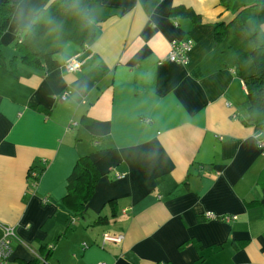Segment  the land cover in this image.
Returning <instances> with one entry per match:
<instances>
[{
    "label": "crops",
    "instance_id": "1",
    "mask_svg": "<svg viewBox=\"0 0 264 264\" xmlns=\"http://www.w3.org/2000/svg\"><path fill=\"white\" fill-rule=\"evenodd\" d=\"M256 28L264 0H19L0 36L10 264H264V155L244 83ZM175 39L191 41L184 63L167 58ZM81 156L98 179L75 216L64 198Z\"/></svg>",
    "mask_w": 264,
    "mask_h": 264
},
{
    "label": "trees",
    "instance_id": "2",
    "mask_svg": "<svg viewBox=\"0 0 264 264\" xmlns=\"http://www.w3.org/2000/svg\"><path fill=\"white\" fill-rule=\"evenodd\" d=\"M18 1L19 0H5L0 4V36L6 30ZM58 7V5H51L47 8H42L38 14L34 16V21L29 30L36 31V29H40ZM245 16L246 14L237 16L235 20L242 21L245 19ZM216 34H218V32ZM250 37L255 41V48L252 56L256 65V71L253 75L246 77L244 83L247 97L250 102L249 120L255 125L256 130H261L264 129V30L260 28L252 30L250 32ZM16 44L17 47L20 46L21 41L17 40ZM22 55V59L30 64L34 63V59H38L37 55L28 50H23ZM31 169L38 172V176L35 177V183H37L39 174H41L42 171L37 169V165L32 166L30 170ZM97 179L98 175L92 167L88 157H79L68 177V191L64 198L65 205L73 211V215H80L93 192ZM201 217L202 219H208L204 215ZM218 219L222 220L221 216H219ZM70 221L68 225H71ZM51 250V247L45 248V252L48 255Z\"/></svg>",
    "mask_w": 264,
    "mask_h": 264
},
{
    "label": "built area",
    "instance_id": "3",
    "mask_svg": "<svg viewBox=\"0 0 264 264\" xmlns=\"http://www.w3.org/2000/svg\"><path fill=\"white\" fill-rule=\"evenodd\" d=\"M191 48V41L189 39H175L170 42V51L168 53V60L178 63H184L186 61L187 52ZM82 62L78 60L75 56L68 58L64 62V68L68 72H76L81 68ZM68 97V90L63 91L56 98L60 101L66 100ZM254 138L256 141V145L260 150V153L264 155V131L257 130L254 134ZM118 176V174H116ZM36 176H38V172L36 170H30L28 173V177L30 178V182L32 185L35 184ZM35 178V179H34ZM206 218H214L215 216L210 212L204 214ZM222 220L229 221L231 216L223 215L221 216ZM71 224L74 222L71 219ZM17 239L15 231L13 227H6L4 230L3 237L0 238V264H10V258L12 255L11 248V239ZM122 239V235H110L106 232L102 234V242H113L119 243ZM52 248V246H51ZM96 264H105L104 262H97Z\"/></svg>",
    "mask_w": 264,
    "mask_h": 264
}]
</instances>
